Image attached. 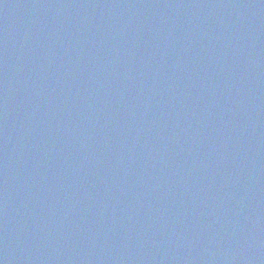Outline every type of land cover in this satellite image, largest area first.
<instances>
[{
    "label": "water",
    "instance_id": "1",
    "mask_svg": "<svg viewBox=\"0 0 264 264\" xmlns=\"http://www.w3.org/2000/svg\"><path fill=\"white\" fill-rule=\"evenodd\" d=\"M0 264H264V0H0Z\"/></svg>",
    "mask_w": 264,
    "mask_h": 264
}]
</instances>
